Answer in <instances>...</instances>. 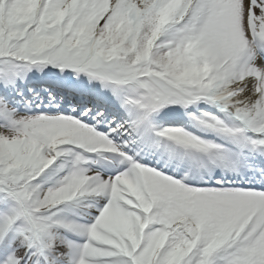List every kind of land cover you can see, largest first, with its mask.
<instances>
[{
    "label": "snow or ice",
    "instance_id": "6c2138e0",
    "mask_svg": "<svg viewBox=\"0 0 264 264\" xmlns=\"http://www.w3.org/2000/svg\"><path fill=\"white\" fill-rule=\"evenodd\" d=\"M0 264H264V0H0Z\"/></svg>",
    "mask_w": 264,
    "mask_h": 264
}]
</instances>
